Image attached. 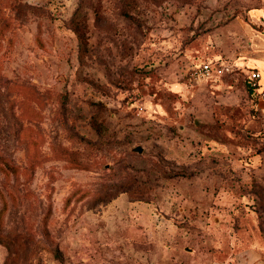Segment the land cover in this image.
I'll list each match as a JSON object with an SVG mask.
<instances>
[{
    "label": "rangeland",
    "instance_id": "1",
    "mask_svg": "<svg viewBox=\"0 0 264 264\" xmlns=\"http://www.w3.org/2000/svg\"><path fill=\"white\" fill-rule=\"evenodd\" d=\"M263 51L264 0H0V264L264 255Z\"/></svg>",
    "mask_w": 264,
    "mask_h": 264
},
{
    "label": "built area",
    "instance_id": "2",
    "mask_svg": "<svg viewBox=\"0 0 264 264\" xmlns=\"http://www.w3.org/2000/svg\"><path fill=\"white\" fill-rule=\"evenodd\" d=\"M232 69L234 67L231 62L203 60L189 68L188 76L191 80L215 78ZM244 75L255 89L257 98L264 100V72L257 67H251L246 70Z\"/></svg>",
    "mask_w": 264,
    "mask_h": 264
},
{
    "label": "crops",
    "instance_id": "3",
    "mask_svg": "<svg viewBox=\"0 0 264 264\" xmlns=\"http://www.w3.org/2000/svg\"><path fill=\"white\" fill-rule=\"evenodd\" d=\"M264 54V51H263ZM263 57V58H262ZM262 57H252L251 64L264 72V56ZM253 254H246L242 259L233 262H214L212 264H264V255L259 252V250H254Z\"/></svg>",
    "mask_w": 264,
    "mask_h": 264
},
{
    "label": "trees",
    "instance_id": "4",
    "mask_svg": "<svg viewBox=\"0 0 264 264\" xmlns=\"http://www.w3.org/2000/svg\"><path fill=\"white\" fill-rule=\"evenodd\" d=\"M243 83H244V87H245V90H246L248 96H250V97H252V98H254L256 100H259L257 98L255 89L250 85V83L248 81V78L245 75H244Z\"/></svg>",
    "mask_w": 264,
    "mask_h": 264
},
{
    "label": "water",
    "instance_id": "5",
    "mask_svg": "<svg viewBox=\"0 0 264 264\" xmlns=\"http://www.w3.org/2000/svg\"><path fill=\"white\" fill-rule=\"evenodd\" d=\"M134 149H135V150H138V151L140 150V148H139V147H138V148H136V147H135Z\"/></svg>",
    "mask_w": 264,
    "mask_h": 264
}]
</instances>
